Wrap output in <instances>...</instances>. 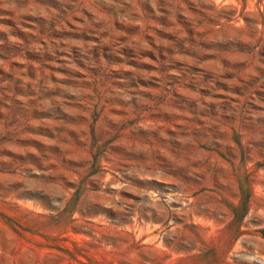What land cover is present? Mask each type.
I'll list each match as a JSON object with an SVG mask.
<instances>
[{
  "label": "rangeland",
  "instance_id": "obj_1",
  "mask_svg": "<svg viewBox=\"0 0 264 264\" xmlns=\"http://www.w3.org/2000/svg\"><path fill=\"white\" fill-rule=\"evenodd\" d=\"M0 264H264V0H0Z\"/></svg>",
  "mask_w": 264,
  "mask_h": 264
}]
</instances>
